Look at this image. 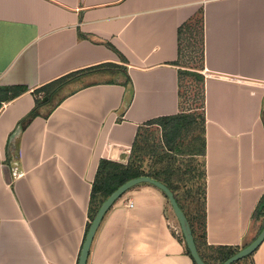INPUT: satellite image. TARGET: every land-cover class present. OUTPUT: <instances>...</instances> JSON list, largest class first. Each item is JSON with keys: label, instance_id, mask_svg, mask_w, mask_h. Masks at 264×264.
<instances>
[{"label": "crops", "instance_id": "0c3cea01", "mask_svg": "<svg viewBox=\"0 0 264 264\" xmlns=\"http://www.w3.org/2000/svg\"><path fill=\"white\" fill-rule=\"evenodd\" d=\"M200 13L202 252L240 251L259 236L264 0H0V264H78L101 161L127 165L141 127L181 113L179 29ZM19 87L27 91L11 99ZM38 99L37 116L22 126ZM87 264L196 263L168 198L143 183L106 213ZM236 264H264V242Z\"/></svg>", "mask_w": 264, "mask_h": 264}, {"label": "trees", "instance_id": "16d2710c", "mask_svg": "<svg viewBox=\"0 0 264 264\" xmlns=\"http://www.w3.org/2000/svg\"><path fill=\"white\" fill-rule=\"evenodd\" d=\"M179 36L180 40L187 41L188 47H193L192 41L193 39L196 40L194 50L196 49V53L200 54L198 62L201 63L198 68L188 69L185 66L186 69L179 72L181 113L173 117L153 120L141 127L133 144L130 160L127 165L106 160L101 161L92 188L89 218L90 222H92L104 201L123 184L135 178L150 177L163 183L174 193L179 206L190 223L199 254L203 261L206 264H223L235 255L238 249L227 246L210 247L208 250L212 254H209L208 258L203 255L202 247L206 246L207 230V178L204 160L206 155V120L204 114L200 115V119H198L194 113H190L189 110L183 108L181 94L182 83L186 78L191 79L192 82H195L200 87L202 100L205 103L206 77L200 73L204 69V20L202 13L183 24L179 29ZM94 69L70 74L55 83L34 91L33 94L38 95L40 92H45V95H49L50 92L48 94L46 91L54 90L56 85L67 82L79 74ZM129 83L130 80L127 78V84ZM26 91L27 89L23 87L12 88L9 91L11 93L10 98L15 99ZM40 102L41 100L39 99L36 101L38 105L36 104V108L22 122V126L37 116ZM152 125H160L164 129L162 142L151 144V139L145 137L143 138V144H141L140 139L143 128ZM183 157H188L189 159L185 167L180 160ZM199 159H202V165L200 164V166ZM200 181L201 183H198ZM188 182H192L190 183L192 189L189 191L192 192L189 195L192 200L191 205H193L192 211L190 210V205L179 195V190ZM90 225L91 223L88 224L87 232Z\"/></svg>", "mask_w": 264, "mask_h": 264}, {"label": "water", "instance_id": "95a60500", "mask_svg": "<svg viewBox=\"0 0 264 264\" xmlns=\"http://www.w3.org/2000/svg\"><path fill=\"white\" fill-rule=\"evenodd\" d=\"M263 105H264V102H263ZM143 183L151 184V185L157 187L158 189H160L162 192H164V194L168 198V200L172 206L173 212H174V214H175V216L179 222L182 235L185 239V243H186L187 248L191 254V257L193 258V260L195 261L196 264H206L199 254L190 223H189L185 213L183 212V210L179 206V204L175 198L174 193L163 183H161L155 179H152L150 177H146V176L135 178V179H132V180L126 182L121 187H119L110 197H108L104 201V203L101 205V207L97 211V213H96V215H95V217H94L93 221L91 222V225L88 229L78 264H87L88 257L90 254V249H91L94 237L98 231V228H99L104 216L110 210V208L125 193H127L132 188H134L140 184H143ZM263 242H264V228L261 231V233L259 234V236L251 244H249L245 248L238 251L235 255L230 257L223 264H236V263L250 257L251 255H253L258 250V248L261 246V244Z\"/></svg>", "mask_w": 264, "mask_h": 264}, {"label": "rangeland", "instance_id": "374dc122", "mask_svg": "<svg viewBox=\"0 0 264 264\" xmlns=\"http://www.w3.org/2000/svg\"><path fill=\"white\" fill-rule=\"evenodd\" d=\"M196 40L193 39L192 44L193 47L187 46V41L183 42V57L181 64L184 65V67H188V69L192 68H198V66L201 64L199 61L200 54L196 53V49L194 50V44ZM200 87L195 82H192L191 79L186 78L185 81L182 83L181 88V94H182V102H183V108L185 110H189L190 113H194L198 119H200V115L204 114V100H202V93H200ZM163 128L160 125H152L148 127H144L141 133V144H143V138L149 137L151 139V144L154 142L160 143L162 142L163 137ZM185 167V164L187 161H189L188 157H183V159H180ZM199 166L202 165V159H199ZM148 163V162H147ZM192 183V182H190ZM189 182L185 185H183V188L179 190V195L183 198L184 201L188 205H190V210L192 211V200L190 199V196L192 192V187ZM198 183H201L198 182ZM199 232V231H198ZM211 255L210 251H207V256Z\"/></svg>", "mask_w": 264, "mask_h": 264}, {"label": "built area", "instance_id": "2783aa9c", "mask_svg": "<svg viewBox=\"0 0 264 264\" xmlns=\"http://www.w3.org/2000/svg\"><path fill=\"white\" fill-rule=\"evenodd\" d=\"M128 207L129 208H132L133 207V204H128ZM177 233H179V231H177Z\"/></svg>", "mask_w": 264, "mask_h": 264}]
</instances>
